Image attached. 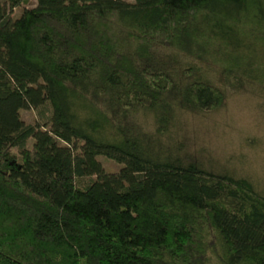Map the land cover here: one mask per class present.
<instances>
[{"label":"trees","instance_id":"trees-1","mask_svg":"<svg viewBox=\"0 0 264 264\" xmlns=\"http://www.w3.org/2000/svg\"><path fill=\"white\" fill-rule=\"evenodd\" d=\"M25 2L0 5V264H264V196L162 141L177 111L255 91L264 0H36L12 18Z\"/></svg>","mask_w":264,"mask_h":264},{"label":"rangeland","instance_id":"rangeland-1","mask_svg":"<svg viewBox=\"0 0 264 264\" xmlns=\"http://www.w3.org/2000/svg\"><path fill=\"white\" fill-rule=\"evenodd\" d=\"M0 5H6V0H0ZM35 6L36 0H26L23 7L13 11L12 18L19 17L23 8ZM261 68L264 75V66ZM145 119L150 129L151 119ZM173 121L169 133L162 137L166 149L177 150L209 171L247 178L264 196V78L256 83L255 91L230 94L214 111L179 110ZM34 122V113L22 110L16 117V128ZM98 161L108 172L121 167L104 157H98Z\"/></svg>","mask_w":264,"mask_h":264}]
</instances>
